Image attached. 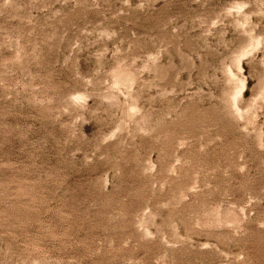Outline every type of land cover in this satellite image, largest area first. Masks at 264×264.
Returning a JSON list of instances; mask_svg holds the SVG:
<instances>
[{
  "label": "rangeland",
  "instance_id": "374dc122",
  "mask_svg": "<svg viewBox=\"0 0 264 264\" xmlns=\"http://www.w3.org/2000/svg\"><path fill=\"white\" fill-rule=\"evenodd\" d=\"M0 264H264V0H0Z\"/></svg>",
  "mask_w": 264,
  "mask_h": 264
}]
</instances>
